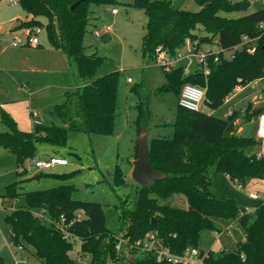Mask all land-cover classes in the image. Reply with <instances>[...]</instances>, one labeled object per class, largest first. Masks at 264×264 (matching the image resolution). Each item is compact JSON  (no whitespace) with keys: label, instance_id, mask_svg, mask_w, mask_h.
<instances>
[{"label":"trees","instance_id":"trees-1","mask_svg":"<svg viewBox=\"0 0 264 264\" xmlns=\"http://www.w3.org/2000/svg\"><path fill=\"white\" fill-rule=\"evenodd\" d=\"M79 1L75 8L71 5ZM199 11L178 8L174 0H131L143 8L148 16L143 36L142 54L156 62L157 48L175 54L188 38L200 43L215 42L233 57L220 53V61L211 63L205 75L197 65L194 72L185 73V63L166 69L168 82L163 89L173 88L180 96L182 87L192 83L205 89L204 105L217 110L239 85L264 78V7L239 17H227L220 11L246 9L249 1L196 0ZM32 18L20 27L40 26L46 30L51 46L63 50L78 65L81 77L88 83L64 91L65 99L53 108L62 124L45 123L35 119L31 130L19 127L15 118L1 110V119L9 130L0 131V146L14 152L18 162L37 157L40 144L66 145L69 130L89 134H113L118 114L119 72L113 71L94 78L104 58L86 52L84 38L91 21L92 4H114L116 0H18ZM208 4L206 7L205 5ZM40 17H45L42 21ZM254 48L251 52L250 49ZM139 91L138 85L133 86ZM138 134L147 127L148 109L138 104ZM240 111L217 115L205 109L190 110L180 106L172 137H154L149 142V161L164 177L151 186L140 185L135 199L130 194L120 196L116 205L118 231L107 226L103 204L73 197L74 186L63 184L25 193L26 204L6 215L11 227V239L18 246L28 243L34 248L36 262L30 264H187L158 260L150 251L135 244L149 233H155L175 254H183L189 247H197L204 256L203 264H264V202L250 210L232 197H218L211 186L209 172L215 168L226 173L235 183L264 178V153L250 152L258 140L239 132L236 122ZM256 116L248 109L246 120ZM135 157L140 145L136 142ZM26 173L18 170V174ZM47 172H39L41 175ZM68 178L72 173H47ZM22 180V179H21ZM17 182L8 187L6 197L16 198ZM113 183L126 185L125 176L117 166ZM175 194L185 195L189 207L180 208L168 202ZM83 209L87 217L79 218ZM44 210L45 216L36 213ZM64 215L72 238L65 237L56 224ZM237 223L244 236L234 249L216 252L201 247L205 232H222L221 223ZM233 226V224H232ZM129 240V253L116 248L119 238ZM81 240L79 258L71 254L75 239ZM90 259L86 260L85 257ZM0 264L5 259L0 255Z\"/></svg>","mask_w":264,"mask_h":264},{"label":"rangeland","instance_id":"rangeland-1","mask_svg":"<svg viewBox=\"0 0 264 264\" xmlns=\"http://www.w3.org/2000/svg\"><path fill=\"white\" fill-rule=\"evenodd\" d=\"M240 1V0H232ZM246 9L235 11H220L219 13L227 17H239L252 12V7L262 5L263 0H248ZM14 0H0V25L2 32L14 34L18 41H28V35L25 29L30 27H20L13 29L15 22L21 19H27L28 14L20 4L13 5ZM131 0H116L114 4H92L91 21L88 25L84 43L86 52L96 53L104 58L103 63L97 69L95 77L110 73L119 72L118 83V114L115 120V129L113 134H89L84 131L69 130L67 133L66 145L53 146L49 143L39 145L37 157L47 158L49 155L63 156L68 160V164L57 166L47 173H72L68 178H61L51 174H41L35 169L26 171L24 174H18V170L29 164L25 160L23 164L18 162L14 152L0 146V255L6 254L12 259L17 258L21 264H30L36 262L34 248L23 243V247L16 245L11 239L10 225L6 222V215L12 209L26 204L25 193L38 189H47L63 184L74 186L73 197L83 201H93L103 204V212L109 229L118 231L116 205L120 203V196L130 194L133 201L136 197L140 184L132 177L133 160L136 153V142L139 140L137 118L139 114L138 104L143 101L148 109L147 131L148 141L154 137H172L174 134V122L177 112L180 108L179 97L173 88L163 89L168 82L166 69L161 62L148 61L143 57L142 44L143 36L146 32L148 16L146 11L138 6L132 5ZM178 8L188 9L190 11H199L202 6L196 0H174ZM117 8L118 13H112V8ZM16 16V20L6 21L9 17ZM19 17V19H17ZM46 21L45 17L40 18ZM113 25V30L104 35L98 36L95 29ZM42 41L47 40L45 29L39 32ZM231 50L225 52V57H229ZM73 69L70 74L76 73L73 85L88 83L90 78H84L79 75L78 65L72 60ZM74 72V73H73ZM51 74L46 82L53 83L52 86L37 91L29 96L26 92H13L21 96V102L25 101L23 106L26 108L27 116L31 114L45 123L55 122L62 124L60 118L53 113L56 104L65 99L64 91L74 86H56L62 78L60 72ZM69 73L66 74V76ZM131 78V81H129ZM260 79V78H259ZM255 79L248 83L243 89L236 88L235 92L227 97L225 103L214 113L217 115H227L234 110L240 111V124L244 127L242 134L254 136L258 143L248 148L250 152H258L264 148V140L258 136V126L253 121L256 116L246 120L248 109L253 113V106L264 111V79ZM35 78V81H38ZM138 85L139 91H135L133 86ZM240 87L242 85H239ZM238 87V86H237ZM29 90V89H28ZM25 91V90H24ZM8 95L0 91V103L6 101ZM31 102V108L26 107ZM27 103V105H26ZM20 104V103H19ZM17 104V106H21ZM208 111V106L203 104ZM20 116L23 119L24 110ZM0 107V113H1ZM29 111V112H28ZM32 111V112H31ZM1 115V114H0ZM225 115V116H226ZM20 128L31 130L33 126H25L22 122ZM9 130L8 126L0 117V131ZM260 140V141H259ZM117 166L126 179V185L116 186L113 183V176ZM211 177V190L218 197H232L248 209H255L260 203L264 202V178H253L244 184L235 183L226 173L218 171L215 168L209 172ZM22 179V180H21ZM17 182L16 190L19 195L16 198L6 197L8 187ZM261 192L262 197L253 199L251 192ZM168 202L180 208H188L189 203L185 195L175 194L168 199ZM78 215L86 218L87 214L83 209L77 210ZM234 223V224H233ZM234 227H231V225ZM222 233L215 238H209L210 234H203L202 243L211 247L214 251H222L223 248L234 249L238 242L244 236V230L235 222L221 223ZM228 228V230H227ZM211 242V243H210ZM81 248V240L75 239V250L71 253L73 257L79 258L78 252ZM86 260L90 257L86 256ZM109 264H114L109 262Z\"/></svg>","mask_w":264,"mask_h":264},{"label":"built area","instance_id":"built-area-1","mask_svg":"<svg viewBox=\"0 0 264 264\" xmlns=\"http://www.w3.org/2000/svg\"><path fill=\"white\" fill-rule=\"evenodd\" d=\"M19 4L18 0H14L13 5ZM113 12L116 13L117 9L114 8ZM260 27L264 28V22L260 23ZM42 27L34 26L25 29L28 35V42L31 45H38L40 44V37L39 32H41ZM113 30V25H108L106 27H101L95 29V33L98 36H104L110 33ZM16 40H14L15 42ZM157 62H161L166 69L170 70L173 66L180 62L185 63V73L189 74L194 72L195 67L197 65L202 67V70L205 75L210 74L211 72V63H215L220 61V53L227 52V50H223L219 44L215 42H207V43H200L198 39L193 40L188 38L185 44L179 48L175 54H171L163 49L161 46L157 48ZM251 52L254 51V48L250 49ZM233 57V52H231L228 58ZM263 78H260L261 80ZM131 81V78H129ZM241 87L238 86L237 90ZM205 100V89L201 86L186 83L181 90L179 96V105L190 109V110H199L204 109L203 102ZM258 136L264 140V112H260L258 114ZM264 151H259L258 155H262ZM29 164L27 166L22 167L20 170L31 171L35 169L36 171L43 172V171H51L57 166L68 164V160L63 156L52 155L47 158H30L27 159ZM250 196L255 199H259L262 197V193L260 192H251ZM41 216H45L44 210H36ZM79 218H81L79 216ZM65 222L64 215L61 216V219L57 221V228L60 229L65 237L72 238V234L67 229ZM232 226V225H231ZM217 235H220L222 232H216ZM216 235V236H217ZM129 240L125 238H119L116 248L118 251L123 249V244H125V254H128L129 249L128 247ZM137 246L142 248L143 250L153 252L158 260H167L174 263L184 262L187 264H203L204 261V254L201 253V250L197 247H189L187 248L183 254H175L173 253L163 242V240L157 236L155 233H149L144 239L137 240L135 242ZM22 248V246H20Z\"/></svg>","mask_w":264,"mask_h":264},{"label":"crops","instance_id":"crops-1","mask_svg":"<svg viewBox=\"0 0 264 264\" xmlns=\"http://www.w3.org/2000/svg\"><path fill=\"white\" fill-rule=\"evenodd\" d=\"M263 7H264V0L262 1L261 6L252 7L251 10L254 11L256 9H260ZM114 8H112V13L115 15L116 13H118V10L116 13H114L113 12ZM15 18L16 16L9 17L8 19H5L4 22L12 21V20L14 21L16 20ZM31 18L32 15L28 14L27 19H21L18 21L23 22ZM17 19H19V17H17ZM14 40L16 41L14 42ZM72 69H73L72 61L69 59L67 54L63 50L51 46L48 39L45 42L40 39V44L34 46L25 40L18 41L17 37L12 33L11 34L3 33L0 25V91L2 94L8 95L6 101L3 100L2 103H0V107L1 109H4L7 112H9L15 118L18 125H20V123L22 122L27 127L33 126L35 117L37 116L38 118L39 114L38 115L33 114V118L31 117L30 114L28 117L26 108L25 106L22 105L25 103V101L21 102L20 101L22 99L21 96L13 94V92L15 91L20 93L26 92L29 96H32L37 91L42 90L43 88H46L48 86H52L53 83L46 82V79H48V76L51 75L49 73H57V72L61 73L62 78H60V81L56 84V86L77 87L86 84L84 83L79 85H73V82L75 81L73 79V76L76 77V73L73 72L74 73L73 75L70 74V71H72ZM67 73H69L68 74L69 76H66ZM35 78H38L39 80L35 81ZM245 86H241L240 90L243 89ZM228 99H230V97ZM17 104L22 105V108L21 106H17ZM28 106L31 108V102H29V105L26 106L29 109ZM24 108H25L24 116L23 119L21 120L20 116ZM252 109L254 110L253 114L256 115V118L253 119V121H255V123L258 126V114L264 111L257 109V106H253ZM208 111L210 113H214L216 110L208 109ZM229 114H231V112H229ZM229 114L227 113V115ZM237 123L239 124L238 131L243 132L244 127L242 126V124H240L241 123L240 118L237 121ZM261 151H264V148ZM52 155L53 154L49 155L48 157ZM231 227H234V225ZM10 231H11V227H10ZM208 233L210 234L209 238H211L213 241V239L216 236L215 233L213 232H208ZM201 247L205 249H212L211 247L204 245L202 243V239H201ZM2 256L5 259V264H21L20 262H17L16 256L15 257L12 256V259L9 258L6 254H2Z\"/></svg>","mask_w":264,"mask_h":264},{"label":"water","instance_id":"water-1","mask_svg":"<svg viewBox=\"0 0 264 264\" xmlns=\"http://www.w3.org/2000/svg\"><path fill=\"white\" fill-rule=\"evenodd\" d=\"M78 3L79 1L72 4L71 8H75ZM205 6L207 7L208 4H206ZM21 23L22 22L20 21L16 22L13 26V29L21 26ZM138 144L140 145L139 156L133 160L132 177L140 185L149 187L156 180L162 179L164 177V174L153 168L152 164L149 161L150 147L146 128L142 129L141 134L139 135Z\"/></svg>","mask_w":264,"mask_h":264}]
</instances>
